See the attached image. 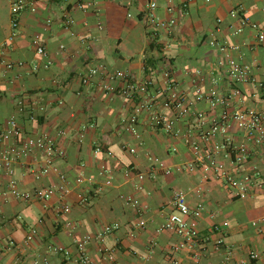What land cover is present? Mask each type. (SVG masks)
Segmentation results:
<instances>
[{
	"label": "crops",
	"instance_id": "0c3cea01",
	"mask_svg": "<svg viewBox=\"0 0 264 264\" xmlns=\"http://www.w3.org/2000/svg\"><path fill=\"white\" fill-rule=\"evenodd\" d=\"M75 1L36 0V10L22 11L14 29L11 2L0 0L3 57L24 63L12 69L0 63V123L15 118L24 137L48 133L63 151L48 173L40 171L45 157L39 151L16 158L11 175L0 169V264H45V260L78 264L76 242L86 236H90L86 252L93 264H171L172 247L182 239L173 231L158 229L174 210L177 189L186 193L192 208L198 203L204 206L197 244L175 253L181 264H264L262 194L255 191L237 198L215 170L204 171L207 149L216 144L221 146L216 161L232 169L226 156L231 142L245 143L251 150L241 170L264 174V145L248 138L234 122L227 135L207 136L225 115L246 109L264 113V87L259 84H264V44L257 41L255 29L239 20L247 17L263 27L264 0H191L183 17L177 9L184 0H173L172 12L166 0H90L84 9ZM150 1L157 3L156 16L165 22L175 18L176 23L153 30L144 20ZM233 9L238 16L232 17ZM241 26L242 31L235 33ZM13 31L16 37L9 43ZM34 37L45 46L44 56L36 54ZM211 40L238 46L233 57L249 65L257 81L233 82L227 60L210 45ZM96 65L152 80L147 93L151 106L137 122L129 119L137 100L103 88L107 77L82 82ZM113 84L123 85L119 80ZM197 85L205 94L215 86L223 96L236 88L241 95L212 105L208 98H197ZM171 95L191 102L188 114L178 117L164 106ZM152 112L173 122L172 128L153 126ZM7 145L0 142V147ZM125 145L136 152L130 153ZM97 147L100 152H95ZM61 174L72 189L63 197L57 192L46 201H24L8 191L10 181L20 191L60 184ZM64 204L69 212L62 210ZM108 224L119 227L99 237ZM32 229L36 234L27 241ZM219 237L223 244L217 250L214 242ZM252 253L259 257L251 259Z\"/></svg>",
	"mask_w": 264,
	"mask_h": 264
},
{
	"label": "built area",
	"instance_id": "2783aa9c",
	"mask_svg": "<svg viewBox=\"0 0 264 264\" xmlns=\"http://www.w3.org/2000/svg\"><path fill=\"white\" fill-rule=\"evenodd\" d=\"M35 1L36 0H10L11 11L13 14L12 26L15 29L18 26L19 15L22 11L30 9L35 11ZM168 2L167 9L172 12L176 10L173 0H166ZM191 0H184L182 5L177 9L179 17H183L188 3ZM90 4V0H76L75 5L81 9H84ZM147 12L145 13L144 20L146 24L151 26L153 30L157 28H168L176 23L175 18H171L169 21L165 22L161 20L155 14L157 8L156 1H150L147 4ZM232 17L238 16V10L233 9L231 11ZM241 25H250L257 32V41L260 44H264V26L260 27L255 22H251L247 17L239 18ZM50 22V21H49ZM68 23L71 20L67 21ZM242 26L236 28L234 31L238 33L242 31ZM156 34V32L154 33ZM16 37V32L13 31L9 37L8 42L11 43ZM210 45L217 48L222 56L227 60L229 67L228 73L233 80V82H244V81H257L254 76L253 70L249 65L240 64L232 55V51L237 49L238 46L227 45L225 42H220L217 40H211ZM32 44L35 48L36 54L44 56L46 54L45 46L41 43L38 37H34ZM63 48V46H61ZM3 47L0 46V63L3 64L7 69H12L16 65H23V62H8L3 57ZM50 62H47L45 66L47 67ZM37 68V64L33 65ZM107 77L106 82L103 84V88L108 91H113L119 94L122 98L135 101V107L133 113L130 116V122H137L141 112L148 109L151 105L147 100V93L152 86L153 82L151 79L139 80L132 72L125 70H113L108 71L102 65H96L90 67L85 75L82 77L83 83H88L96 76ZM114 80H119L122 82V86H115L113 84ZM216 81L215 78L213 79ZM260 86L264 87L262 82L259 83ZM195 93L199 100L208 98L212 105L225 104L231 101L236 96L241 95L239 89L231 90L228 96H223L220 94L215 86L209 89L208 94H205L202 90L201 85H197L195 88ZM189 102L185 97H177L176 95H171L165 102L164 106L175 110L178 117H182L189 112ZM199 117L203 116V113L198 114ZM150 120L153 126H163L170 130L173 126V122L165 121L164 117L158 113L152 112L150 115ZM234 122L239 130L243 131L248 138L255 139L256 143L259 145H264V113H260L254 109L239 110L233 114L227 116L225 115L221 122L214 123L210 131L207 132V136L211 137L216 134L227 135L228 129L231 123ZM63 133V132H61ZM0 142H6L8 145L6 147H0V169H4L7 174L13 173L12 163L16 158L27 156L30 154H35L36 152H41L44 157V165L40 169L41 173H48L50 170L51 163L56 156H62L63 151L59 149L56 140L50 136L48 133H41L33 138L24 137L22 129L19 126L15 118H10L5 124L0 123ZM130 153H135L136 148L124 146ZM193 148L196 153L200 152V146L195 143ZM221 146L216 144L211 148L207 149L205 158L208 160V165L204 168V171L215 170L217 177L221 179L228 189V191L237 198H246L252 192L259 191L264 198V174L260 171L254 169L250 171L241 170L244 164H246L250 156V148L247 144H233L229 142V151H227L226 156H230L232 162V169H228L225 165L218 163L215 158V153L220 150ZM100 148L97 147L95 152H100ZM191 170L194 169V165H190ZM140 180H143L144 175H138ZM60 178L62 182L60 184L50 185L48 187H39L33 191H20L14 181L9 183V193L13 196L23 199L24 201L31 200H41L46 201L53 197L57 192L64 195L68 194L72 189L66 184V177L61 174ZM82 179L79 178L78 182ZM141 188V186H139ZM86 200L82 197V201ZM128 203L132 206H138V202L128 199ZM174 210L167 216L166 220L162 226L158 229L159 232L164 230L173 231L178 236L181 237L182 243L180 245H175L172 247V255L170 257L171 264H181L179 257L175 255L176 252L180 251L183 247L191 248L193 245L197 244L199 236L198 220L203 215L204 206L202 203H198L194 208H192L187 200L186 193L183 190L177 189L174 191L173 198ZM64 212H69L70 207L67 204L62 206ZM140 225H145V220L140 221ZM227 225V223H224ZM119 227L118 224H108L105 225L102 232L99 233V237L105 234L111 233ZM215 230L219 231L220 227L215 226ZM260 231L264 233V224L260 227ZM36 230L32 229L27 236V241L32 240ZM90 236H86L82 240H78L77 244V255L74 257V261L78 264H93L92 259L86 252V243L89 241ZM13 245V242H10ZM223 244V238L219 237L215 240L214 246L217 250L221 248ZM55 251L63 252L67 256H71L70 252L62 247H54ZM107 252V250H103ZM110 253V252H109ZM257 253L251 254V259L258 258ZM230 258V252L228 254V259ZM47 264V260L44 261ZM237 264V263H236Z\"/></svg>",
	"mask_w": 264,
	"mask_h": 264
}]
</instances>
